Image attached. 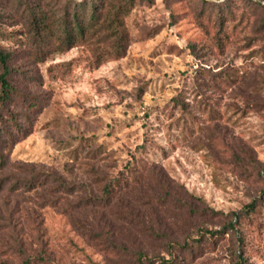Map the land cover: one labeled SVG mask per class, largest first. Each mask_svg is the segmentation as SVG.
Here are the masks:
<instances>
[{
    "label": "rangeland",
    "instance_id": "rangeland-1",
    "mask_svg": "<svg viewBox=\"0 0 264 264\" xmlns=\"http://www.w3.org/2000/svg\"><path fill=\"white\" fill-rule=\"evenodd\" d=\"M71 1L0 0V264H264V0H135L103 63L34 41Z\"/></svg>",
    "mask_w": 264,
    "mask_h": 264
},
{
    "label": "trees",
    "instance_id": "trees-1",
    "mask_svg": "<svg viewBox=\"0 0 264 264\" xmlns=\"http://www.w3.org/2000/svg\"><path fill=\"white\" fill-rule=\"evenodd\" d=\"M134 3L135 0H120L119 3H115L113 0L71 1L64 9L59 21H56L55 28L48 27L45 22H42V18L35 17L34 23L39 21L40 24L33 25L34 41L36 44H42L50 39H55L56 51L60 52L71 49L79 43L81 44V42H88V44L92 42L94 45L99 44L100 47L104 45V47L108 48V51L98 55L97 62L103 63L105 60H108L103 58L107 54H110V58H112L111 55L114 56V59L122 58L126 54L129 40V35L125 30V19L133 8ZM42 28L45 30L43 33H41ZM9 57L10 55L0 47V101L6 105L9 104L11 96L16 92L12 77L14 71L9 64ZM2 140L3 137L0 131V171L6 169L8 161V157L1 147ZM123 176V174L120 176L122 179L120 177L114 180L110 179L102 188L104 196L100 198L93 197V199L103 201L110 200L111 197L113 198L116 191L122 185V188L127 185L128 179ZM132 179H135V175ZM56 180L58 181L59 188L62 187V189L70 190V187L65 184L66 182L63 179L58 177ZM254 209V203L248 205L246 214ZM234 216L239 218L238 214ZM223 227L224 230L222 232H225V229H227V232L234 230L235 221L232 219ZM167 242L170 254H173L171 250H175L176 248L180 250L189 248V246H181L177 241H170L168 239ZM190 252H193V249ZM137 260L139 264H152L154 262V258H148L142 251L138 253ZM174 260L175 257H172V260L168 261L167 264H171ZM22 264H30V262L27 261ZM235 264H241V262L236 261Z\"/></svg>",
    "mask_w": 264,
    "mask_h": 264
}]
</instances>
